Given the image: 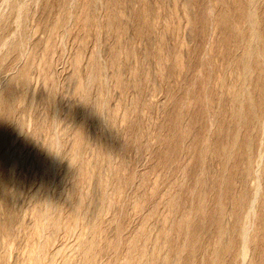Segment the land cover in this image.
<instances>
[{"label":"rangeland","instance_id":"rangeland-1","mask_svg":"<svg viewBox=\"0 0 264 264\" xmlns=\"http://www.w3.org/2000/svg\"><path fill=\"white\" fill-rule=\"evenodd\" d=\"M241 1L0 0V264H207L241 191L256 235L231 255L264 262V110L235 119Z\"/></svg>","mask_w":264,"mask_h":264},{"label":"bare ground","instance_id":"bare-ground-1","mask_svg":"<svg viewBox=\"0 0 264 264\" xmlns=\"http://www.w3.org/2000/svg\"><path fill=\"white\" fill-rule=\"evenodd\" d=\"M259 1V0H258ZM242 2V1H241ZM241 2H239V4L241 3ZM248 3L247 4H243V2H242V4H240L239 5V18L241 17V16H245L246 18H247V20H246V18H245V21H248L250 24H251V26H250V31H249V27H248V33H249V38H248V40L245 42L244 41V52H243V55H242V57H241V59H239V70H240V75H239V103L241 104V106H239V115L238 114H235V119H236V122L238 123H236L237 124V126H238V129L240 130V128H242V127H244V126H246L245 125V123H247V121L249 122V117L248 116H250L251 114H254V113H257V112H261V111H263L264 110V59H261L262 60V62L261 63H257V64H254V60H253V55L254 56H256L257 55V51H258V48L257 47H259V54H261V56H259V57H262V58H264L263 56H264V47L262 48V47H260L259 45H255L254 46V42H257V41H259V39L261 38V34H262V32H261V30L258 28V25H261V24H258V19H259V17L257 18V16H256V12H255V9L254 10H249V8H251L255 3L257 4V0H248L247 1ZM245 3V2H244ZM259 4H257V6H258ZM225 17V14L224 15H222L221 14V19L220 20H222L223 22H224V18ZM220 18V17H219ZM261 20H262V18L260 19V23H262V22H264L263 20H264V18H263V20H262V22H261ZM221 22V21H220ZM222 22V23H223ZM239 23H240V20H239ZM244 24V23H243ZM244 26V25H243ZM249 26V25H248ZM240 27V26H239ZM242 29V28H241ZM241 34V33H240ZM252 40V41H251ZM258 43V42H257ZM240 47V46H239ZM239 57V56H238ZM258 57V59H260ZM252 62H253V65H252ZM177 63V62H176ZM180 65V64H179ZM224 78H226V77H224ZM223 79V78H222ZM224 81V80H223ZM224 83H226V82H224ZM251 88H253V90H254V92L253 93H250L249 92V90L251 89ZM223 98V97H222ZM246 117L248 118V119H246ZM235 123V122H234ZM226 131V130H225ZM228 133V132H227ZM227 135H229V133L227 134ZM252 140V139H251ZM220 141V140H219ZM249 141V140H248ZM253 141V140H252ZM252 141H250V142H252ZM243 142V141H242ZM246 142V141H245ZM245 142H243V146L245 147ZM249 144H251V143H248L247 142V145H246V147H254V146H252V144H251V146L249 145ZM243 146H241V147H243ZM243 148L244 150L245 149H247V148ZM254 149V148H253ZM240 150H241V148H240ZM250 151H251V149H249ZM248 149H247V151H249ZM242 151V150H241ZM247 151H244L245 153H247ZM243 152V153H244ZM240 153V152H239ZM247 155V154H246ZM246 155H245V157H246ZM249 155V154H248ZM247 155V156H248ZM239 156V155H238ZM234 156L233 155H229V158H228V160L229 161H232V160H230V159H232ZM237 157V156H236ZM236 157H234L233 159L234 160H236ZM247 158V157H246ZM249 159V158H248ZM233 160V161H234ZM240 160V159H239ZM239 160L238 161H236V163H237V165H239V163L241 164V162L242 161H240L239 162ZM243 160V159H242ZM246 160V159H245ZM251 160V159H250ZM261 160V159H260ZM232 161V162H233ZM235 162V161H234ZM233 162V164L231 163V165H233L234 167H235V165H236V163H234ZM247 162V161H246ZM254 163V162H253ZM246 164H248V163H246ZM249 165H250V163H249ZM248 165V166H249ZM252 165V164H251ZM250 165V166H251ZM45 166V165H44ZM232 167V166H231ZM233 167V168H234ZM237 167V166H236ZM235 167V168H236ZM234 168V169H235ZM248 168V167H247ZM247 168H245V167H243L242 169H243V173L245 172V171H249V170H247ZM237 169L238 168H236L235 170L237 171ZM244 169H245V171H244ZM252 169V168H251ZM229 170H231V168L229 169ZM228 170V171H229ZM235 170H234V175H236V173H235ZM227 171V170H226ZM255 171V170H254ZM225 172V171H224ZM253 172V171H252ZM252 172H251V174H252ZM263 172V171H262ZM223 173V172H222ZM222 173H220V175L221 176H223L224 175V173H223V175H222ZM227 173V172H226ZM231 173H233L232 171H231ZM230 173V174H231ZM247 173V175H249L250 174V172H249V174H248V172H246ZM255 173V172H254ZM228 174V173H227ZM229 174V175H230ZM238 174V173H237ZM220 175H219V177H220ZM232 176L230 177V179L233 177V174H231ZM259 175V174H258ZM263 175V174H262ZM262 175H260V176H262ZM218 176V175H217ZM226 176V175H225ZM244 176V175H243ZM243 176H242V178H243ZM252 175H250V176H248V177H251ZM254 176V175H253ZM213 177V176H212ZM227 178V180L225 179V177H224V179H225V181H224V179L223 178H221V181H219V184L222 182V179H223V182L224 183H226L227 185H229V184H231L232 185V183L235 181V179H237V177L235 178V179H231L232 181H228L229 180V177L228 176H226ZM238 177H239V175H238ZM241 177V176H240ZM246 177V176H245ZM258 177V176H257ZM215 178H216V176H215ZM254 178V177H253ZM260 178V177H259ZM263 178V177H262ZM213 179V178H212ZM218 179H220V178H218ZM245 179V178H244ZM240 179L238 178V181H237V183H239L240 181H239ZM243 180V179H242ZM242 180H241V182H242ZM259 180V179H258ZM212 181H214V180H212ZM216 181V180H215ZM214 181V182H215ZM251 181V180H250ZM213 182V183H214ZM216 182H218V180L216 181ZM215 182V183H216ZM230 182V183H229ZM236 182V181H235ZM240 182V183H241ZM212 183V184H213ZM215 183L213 184V185H215ZM236 183V184H237ZM223 184V183H222ZM246 184H247V182H246ZM218 184H216L215 186H217ZM225 185V184H224ZM226 185V186H227ZM239 185V184H238ZM242 185V184H241ZM248 185V184H247ZM262 185V184H261ZM230 186V185H229ZM243 186V189H244V185H242ZM246 186V185H245ZM220 187H222L221 186V184H220ZM236 187H237V185H236ZM239 187H240V185H239ZM239 187H238V190H239ZM224 188V187H223ZM227 189L229 188L228 186L226 187ZM241 188V187H240ZM231 188H229L227 191H228V193L230 192L229 190H230ZM232 189H233V187H232ZM237 189V188H236ZM242 189V190H243ZM259 189H260V187H259ZM259 189L257 190V191H259ZM216 190H218V189H216ZM223 190V189H222ZM234 190H235V188H234ZM234 190H231V191H234ZM219 192H220V190H219ZM225 192V191H224ZM236 193H237V191H235ZM235 192H233V193H235ZM240 192V191H239ZM242 192V191H241ZM240 192V194H238V195H235V194H233V195H235V197H233L234 198V201H235V203H237L236 204V210H235V212H234V214L236 215V221H235V224H234V226H233V231H234V236L233 237H230V238H228V239H224L225 238V234H227V229L222 225V228H221V224H220V219H221V216L223 215V213H224V208L222 207V204H221V207L218 205V204H220V202L221 201H223V200H220L218 197H215L216 199H218V200H220V202L217 200L216 202H218V204H217V206H218V208H219V210L217 209V207H214V208H216L217 209V211L216 212H214V213H216V215L214 216L215 217V219L214 218H212L214 221L215 220H217V221H215V223H217V224H215V225H217L216 227H217V230L215 229L216 227H214V229L217 231L216 233H215V237H213V238H215L214 239V241H215V245L212 247V248H214L215 247V249L214 250H212L211 251V254H212V256L211 255H209L211 258L209 259V260H206V262H207V264H208V262H210L209 264H234V260H235V258H233V257H235V255L234 254H236V250H237V248L239 247V254L241 253V255H243V256H245V255H247L248 253H247V251H249L248 250V248H249V246L251 245L250 243H251V241H250V238L252 239V237H251V235H252V233H250V230L251 229H248L246 226H247V224L246 225H244L243 223H242V220L240 221V218L241 217H244V208L248 205V203H249V201H250V198H249V196H250V194L248 195V193H246V191L245 192H243V193H241ZM219 194V193H218ZM224 194V193H223ZM227 194V193H226ZM220 196H224V195H222V194H219ZM219 195H216V196H219ZM232 195V196H233ZM226 196V195H225ZM224 196V197H225ZM231 196V197H232ZM237 196V197H236ZM227 197H228V195H227ZM253 197V196H252ZM229 198H230V196H229ZM264 198V197H263ZM201 199V198H200ZM199 199V200H200ZM228 199V198H227ZM230 200V199H229ZM254 200V199H253ZM252 200V201H253ZM232 201H233V199H232ZM233 201V202H234ZM255 201V200H254ZM200 202V201H199ZM198 202V203H199ZM203 202H204V200H203ZM224 202V201H223ZM201 203V202H200ZM222 203V202H221ZM253 203L254 202H252L251 204L253 205ZM204 204H205V202H204ZM233 204V203H232ZM261 204V203H260ZM202 205V204H201ZM216 205V204H215ZM251 205V206H252ZM197 206H198V204H197ZM197 206H196V208H195V210H197L198 212H200V214H201V212L203 211V214H205L206 213V211H208V208L206 209L205 207V205H203V206H201V208L198 206V208H197ZM233 206H235V204H233ZM261 206V205H260ZM253 207V206H252ZM262 207H263V209H264V200L262 201ZM213 208V210H215ZM247 208H248V206H247ZM246 208V209H247ZM250 209V208H249ZM262 209V208H261ZM212 210V211H213ZM210 211V210H209ZM211 211V212H212ZM246 211V210H245ZM194 213H195V211H194ZM208 213H210V212H208ZM207 213V214H208ZM246 213V212H245ZM195 214H197V213H195ZM199 214V215H200ZM206 214V215H207ZM212 214H213V212H212ZM241 214H242V216H241ZM209 215V214H208ZM211 215V214H210ZM209 215V216H210ZM261 215H262V213H261ZM197 216V215H196ZM212 216H210V218H211ZM198 218V217H197ZM261 218V217H260ZM263 218H264V216H263ZM261 220H263V219H261ZM260 220V221H261ZM212 221V220H211ZM264 221V220H263ZM262 222V221H261ZM260 222V224L262 225V226H264V222H263V224ZM195 224H196V222H195ZM195 224H194V226H195ZM213 226H214V224H212ZM193 226V227H194ZM195 228V227H194ZM260 228L261 229H264V227H261L260 226ZM193 230V229H192ZM195 230V229H194ZM260 230V229H259ZM262 232H263V230H261ZM258 232V231H257ZM260 232V231H259ZM260 233V234H262V236H263V233ZM255 235H256V233H255ZM254 235V232H253V235L252 236H255ZM258 237H259V239H260V237H261V235L259 236L258 235ZM258 237H257V240H258ZM254 238V237H253ZM256 238V237H255ZM254 238V239H255ZM264 237H262L261 238V241L259 240V246H260V244H262L263 245V243H261L262 242V239H263ZM211 239V238H210ZM253 240V239H252ZM264 240V239H263ZM212 241V240H211ZM255 241V240H254ZM256 242V241H255ZM211 244V243H210ZM255 244V243H254ZM254 244H252V245H254ZM258 244V243H257ZM212 245V244H211ZM210 245V246H211ZM261 245V246H262ZM209 246V247H210ZM258 246V247H259ZM263 247V246H262ZM256 248V247H255ZM201 249V248H200ZM262 249V248H261ZM260 249V250H261ZM264 249V248H263ZM262 249V250H263ZM177 250H179V248L177 249ZM209 250H211V249H209ZM256 250H258V249H256ZM259 251V252H261V258H262V255L264 254V250L263 251ZM209 253V252H208ZM258 253V252H257ZM210 254V253H209ZM233 255V257H232V255ZM256 254V253H255ZM259 254V253H258ZM229 255H230V257L231 258H233V259H229ZM264 256V255H263ZM258 257V256H257ZM209 258V257H208ZM207 258V259H208ZM40 261V260H39ZM34 262H38V261H36V260H34ZM261 262V261H260ZM39 263V262H38ZM37 263V264H38ZM129 263H130V258H129ZM251 263V262H250ZM253 263V262H252ZM262 263L264 264V262H263V259H262ZM261 263V264H262ZM31 264H33L32 262H31ZM167 264H172V262H168Z\"/></svg>","mask_w":264,"mask_h":264}]
</instances>
